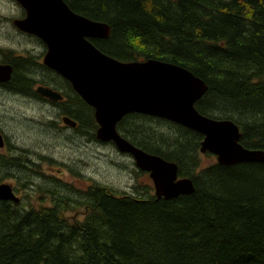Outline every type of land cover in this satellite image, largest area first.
<instances>
[{
    "label": "trees",
    "instance_id": "1",
    "mask_svg": "<svg viewBox=\"0 0 264 264\" xmlns=\"http://www.w3.org/2000/svg\"><path fill=\"white\" fill-rule=\"evenodd\" d=\"M64 1L111 26L109 38L91 39L102 52L178 64L203 79L197 110L234 121L243 146L264 150V0ZM66 95L75 99L66 113L96 139L94 108ZM117 130L176 162L194 192L166 199L61 182L48 192L38 185L48 206L0 199V264H264V162L202 167L203 134L146 114L126 115Z\"/></svg>",
    "mask_w": 264,
    "mask_h": 264
},
{
    "label": "water",
    "instance_id": "2",
    "mask_svg": "<svg viewBox=\"0 0 264 264\" xmlns=\"http://www.w3.org/2000/svg\"><path fill=\"white\" fill-rule=\"evenodd\" d=\"M18 2L27 12L24 19L17 20L18 26L37 35L48 47L44 63L71 81L94 108L99 124L97 138L113 142L119 152L131 155L138 169L149 173L158 198L193 193V180L179 177L176 162L144 151L119 133L117 125L128 114L164 118L200 132L204 136L200 151L214 154L222 165L264 162V150L250 149L240 142L242 132L234 121L211 118L197 110L196 103L208 86L190 70L157 59L121 61L102 52L91 39L109 38L111 26L74 12L64 0ZM70 42L72 49L64 46ZM11 72V65L0 64V81H8ZM39 91L53 100L62 98L49 88L40 87ZM64 121L76 125L70 117ZM4 145L0 134V148ZM0 199L20 201L12 184L5 182L0 183Z\"/></svg>",
    "mask_w": 264,
    "mask_h": 264
},
{
    "label": "rangeland",
    "instance_id": "3",
    "mask_svg": "<svg viewBox=\"0 0 264 264\" xmlns=\"http://www.w3.org/2000/svg\"><path fill=\"white\" fill-rule=\"evenodd\" d=\"M18 9L15 0H0V16L12 15V11L17 13ZM8 25L10 23L7 21L1 23L0 33L1 29ZM8 30V27L4 28V33L0 34V41L10 39L15 48L20 44H27L28 41L24 38L15 34L7 35L13 34V31ZM19 96L0 91V132L5 131L8 143L7 150L4 148L5 145L0 149L3 153L9 154L6 158H0V174L4 178L2 183L5 181L12 184L16 195L24 200L25 205L32 199H35L32 202L34 206L50 205L51 199L40 195L38 185H42L48 192L55 188L62 190L61 182H70L79 189H85L97 182L120 192L152 193V179L147 172L138 169L131 155L119 152L113 143L94 139L91 135L94 131L90 129L87 131V128L81 131L72 130L70 126L59 127L62 131H67L64 132L67 139L61 142L55 129L43 124V121L51 120L39 119L45 113L44 108ZM67 105L70 106L72 103ZM46 108L52 114L53 107ZM51 118L57 120L56 116L51 115ZM53 123L61 125L62 122L60 120ZM207 153H200L202 167L217 161L214 154ZM42 155L48 159L38 160ZM29 159L40 166H25L24 160ZM12 172L17 174L18 178L12 177ZM53 176L57 177L59 182L52 178ZM25 182L30 184L29 187H24ZM28 192H35L31 199L26 198ZM69 213L72 214L71 211Z\"/></svg>",
    "mask_w": 264,
    "mask_h": 264
},
{
    "label": "flooded vegetation",
    "instance_id": "4",
    "mask_svg": "<svg viewBox=\"0 0 264 264\" xmlns=\"http://www.w3.org/2000/svg\"><path fill=\"white\" fill-rule=\"evenodd\" d=\"M15 3L19 8L18 12L15 13L12 11V15H1L0 21L2 19L5 20H2L0 24L4 21H7L8 23H10V25L5 27H8L9 30L13 31V34L7 35H17V37L24 38L28 42L27 44H20L17 46L18 48H15L11 43L10 39L0 41V64L11 65L12 67L10 79L8 81H0V91L11 93L14 96L20 95L19 97L25 100H29L30 102L35 103L36 105L42 106L46 114L44 113L43 117L39 119L43 120L45 118L47 120H51L50 122L43 121V124H45L46 127L54 128L55 131L59 134L57 137H60L61 142H63V139H67L66 134H64V132L67 131H62V129H59V127L69 128L68 126H70L72 130H84V128L80 127V123L78 120L72 118L66 113V110L68 109L67 104H69L70 102H75V99L70 98V95H66V91L69 90L70 94L74 92L77 97L80 95L75 90L71 81H69L61 73L44 63V57L48 51V47L45 42L40 39L37 35L23 31L14 24L15 20L17 21L19 19H24L27 16L26 9L22 6V4L19 3L17 0H15ZM4 28L1 29L0 34L4 33ZM40 87L52 89L53 91L60 93L62 95V98L53 100L50 97L44 96L39 91ZM46 106L53 107L54 110L52 114H50L51 111H48V108H46ZM51 115L56 116L57 120L51 118ZM65 117H70L71 119L76 121V125L72 126L65 123ZM60 120L62 122L61 125L53 123V121L59 122ZM0 134H3L4 136V148H6L7 150L8 143L6 141V133L4 130H1ZM8 155L9 154L3 153L2 149H0V158H6V156ZM46 157L47 156L42 155L40 156V158H38V160L48 159ZM2 162H5V160H2ZM24 162V165L27 167L40 166L39 164H34L37 162L31 159H29L28 161L24 160Z\"/></svg>",
    "mask_w": 264,
    "mask_h": 264
},
{
    "label": "bare ground",
    "instance_id": "5",
    "mask_svg": "<svg viewBox=\"0 0 264 264\" xmlns=\"http://www.w3.org/2000/svg\"><path fill=\"white\" fill-rule=\"evenodd\" d=\"M54 21H55V23H57L58 21H60V19H57V20H55L54 19ZM64 21H65V19H64ZM53 23V22H52ZM65 23V22H64ZM14 24L19 28V29H21L19 26H18V23H17V21L15 20V22H14ZM59 25H62L63 24V22L62 21H60L59 23H58ZM71 24V23H70ZM65 25V24H64ZM68 26V25H67ZM63 27V26H62ZM61 27V28H62ZM59 28V27H58ZM54 29V28H53ZM21 30H23V29H21ZM62 30H63V28H62ZM23 31H25V30H23ZM63 31H65V30H63ZM68 31V30H67ZM26 32H28V31H26ZM66 48L67 47H71V49L73 48V46H72V42H70L68 45H64ZM63 49V48H62Z\"/></svg>",
    "mask_w": 264,
    "mask_h": 264
}]
</instances>
